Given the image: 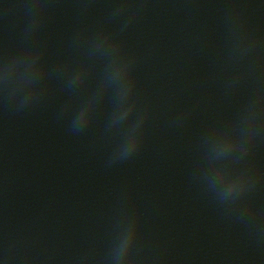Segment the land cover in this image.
Returning a JSON list of instances; mask_svg holds the SVG:
<instances>
[{
	"label": "water",
	"instance_id": "obj_1",
	"mask_svg": "<svg viewBox=\"0 0 264 264\" xmlns=\"http://www.w3.org/2000/svg\"><path fill=\"white\" fill-rule=\"evenodd\" d=\"M0 264H264V0H0Z\"/></svg>",
	"mask_w": 264,
	"mask_h": 264
}]
</instances>
